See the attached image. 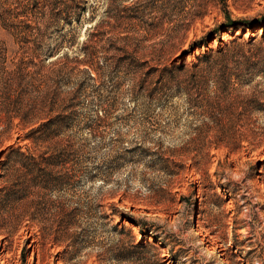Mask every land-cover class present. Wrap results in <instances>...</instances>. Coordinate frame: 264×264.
Wrapping results in <instances>:
<instances>
[{
    "label": "rangeland",
    "instance_id": "rangeland-1",
    "mask_svg": "<svg viewBox=\"0 0 264 264\" xmlns=\"http://www.w3.org/2000/svg\"><path fill=\"white\" fill-rule=\"evenodd\" d=\"M88 1V10L72 23L70 32L76 34L77 45L86 28L97 24L91 76L83 71L84 64L44 76L49 60L64 58L52 56L38 63L40 69L28 67L32 74L21 83V100L9 104V112L0 107V115L20 113L44 98L52 108L49 115L62 113L49 145L57 144L48 150L63 153L71 173L68 183L5 206L0 215V263L264 264V71L247 83L234 84L216 101L194 103L180 95L145 97L139 84L143 67L128 63H140L145 53L155 54L163 39V51L174 53L204 37L205 45L186 53V61L232 34L256 35L259 40L264 34V0ZM38 10L31 11L46 21L44 41L69 28L61 16L47 19ZM90 10L93 20L86 19ZM226 17L251 26L222 27ZM155 20L157 26L148 25ZM210 35L214 38L208 39ZM0 40L11 45L1 25ZM66 51V56L75 53ZM207 89L211 93L214 86ZM229 109L233 116L241 110L245 125L207 127L212 125L210 113L221 115ZM25 130L12 127L7 142L16 139V144L31 147L21 138ZM94 167L103 176L89 179L86 172ZM20 171L18 165L0 163V186L17 188ZM17 213L37 216L30 222L27 216L17 218ZM119 213L139 221L143 234ZM66 222L70 226L65 242L40 246V226L48 225L58 235ZM120 223L130 229L134 242L151 245L134 247L129 259H116L113 253L129 239L118 231Z\"/></svg>",
    "mask_w": 264,
    "mask_h": 264
},
{
    "label": "trees",
    "instance_id": "trees-1",
    "mask_svg": "<svg viewBox=\"0 0 264 264\" xmlns=\"http://www.w3.org/2000/svg\"><path fill=\"white\" fill-rule=\"evenodd\" d=\"M89 5L88 0L0 1V25L11 37L10 46L0 40V107L6 106L5 112H9V104H16L18 99L21 100L17 96H20L19 93L25 89L21 84L25 77L32 74L28 69L30 65L37 68L39 67L38 63L44 60L48 61L52 56L54 58L63 56L62 60H49V64H46L49 67H47V72L43 73L44 76L53 75L65 68L76 67L78 64H84L83 71L91 76L90 72L95 68V56L97 55V46H95L98 40L95 32L97 24L94 23L91 28L90 26L86 28L85 36L77 45L74 39L76 34L70 32L72 23L80 21L81 13H86ZM33 8L47 14V19L61 16L69 28H66L64 34L59 33L50 42L44 41L42 27L46 25V21H43L40 15L34 17L31 11ZM90 12L87 13L86 19L93 20L94 11L90 10ZM156 21H153L154 23L149 21L148 25L157 26L155 23L158 22ZM236 24L251 26L243 19L228 17L221 26ZM211 37L214 38L213 35H210L208 39ZM165 42L166 39H163L155 54L145 53L147 58H144L140 63L128 61L132 65L137 64L143 67L139 84L143 88L144 96L150 99L155 97L163 100L172 95H180L194 103L199 100L209 102L214 99L216 101L218 97H223L224 94L230 92L232 87L235 88L234 84H239L242 81L247 83L256 73L264 71V34L259 40L256 35L242 37L240 34H232L223 40L217 39L216 45L203 48L195 53L189 61L184 59V55L189 51L192 53L195 47L205 45L204 37L190 42L187 49H180L174 53H171L172 50L163 51L162 46ZM67 49L75 53L66 56ZM78 53L81 55L80 58L77 57ZM116 59L118 60L115 62L120 60L118 57ZM55 62L58 64L53 65ZM70 62L74 64L68 65ZM241 74L244 76L241 77ZM209 85L214 86L211 93L207 89ZM45 100L41 98L38 101H32L31 105L23 107L20 113L0 115V119L3 116V126L0 128V163L5 167L11 163V165H18L21 169V173L18 174L15 181L18 184L17 188L12 184L11 186H0V215H3L2 211H5L4 209L7 208L5 206L9 202L12 201L13 204L16 202L25 203L24 200L28 195L37 194L47 187L54 188L58 186L57 183H68L71 177L68 166L65 165L66 158L61 157L63 153H51V150H48L51 145L57 144L55 141L49 145L58 133V128H55L54 124L62 120L64 115L62 113L49 115L52 108L49 103L46 105ZM243 110L246 111V108L243 107ZM230 112L229 109L227 113L222 112L221 115L210 113L212 125H207V127L217 126L224 130L245 125V121L240 122L242 119L240 115L243 113L241 110L234 116ZM13 117H17V121L12 122ZM12 127L26 128L21 138L28 139L32 146L28 147L24 143L16 144L18 142L16 139L11 143L7 142L11 138L9 131ZM51 166H58L60 171H53ZM101 174L103 173L97 167L92 170L88 169L86 172L89 179L103 176ZM12 203L11 205H13ZM125 214L119 213L118 216L121 219L126 216L128 221L136 224L140 233L143 234L141 223ZM14 215L17 218L27 216L30 222H33L34 214L17 213ZM35 216L33 218H36ZM43 219L45 218L43 217ZM67 223L63 227L64 231L61 234L57 233L58 235L53 234V231L50 232L48 225L40 226V246L44 245L46 241L51 244L61 240L65 242L69 238V233L66 230L70 225ZM116 226V223L112 224V228ZM118 231L125 232L129 239L127 244H122L121 250H116L113 253L116 259H129L133 257L134 247L151 245L149 242H134V236L130 229L122 223L119 224ZM68 242L65 244H71L70 239Z\"/></svg>",
    "mask_w": 264,
    "mask_h": 264
},
{
    "label": "bare ground",
    "instance_id": "bare-ground-1",
    "mask_svg": "<svg viewBox=\"0 0 264 264\" xmlns=\"http://www.w3.org/2000/svg\"><path fill=\"white\" fill-rule=\"evenodd\" d=\"M135 231H136V227H134Z\"/></svg>",
    "mask_w": 264,
    "mask_h": 264
}]
</instances>
